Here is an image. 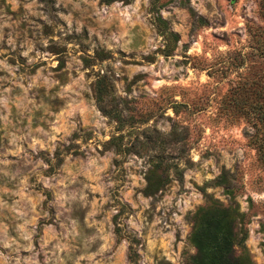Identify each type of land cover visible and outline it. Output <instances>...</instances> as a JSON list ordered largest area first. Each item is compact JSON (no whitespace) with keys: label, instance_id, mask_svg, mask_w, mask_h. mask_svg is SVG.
Returning a JSON list of instances; mask_svg holds the SVG:
<instances>
[{"label":"rangeland","instance_id":"1","mask_svg":"<svg viewBox=\"0 0 264 264\" xmlns=\"http://www.w3.org/2000/svg\"><path fill=\"white\" fill-rule=\"evenodd\" d=\"M210 197L264 264L261 0H0V264H188Z\"/></svg>","mask_w":264,"mask_h":264},{"label":"trees","instance_id":"2","mask_svg":"<svg viewBox=\"0 0 264 264\" xmlns=\"http://www.w3.org/2000/svg\"><path fill=\"white\" fill-rule=\"evenodd\" d=\"M261 5L264 6V0ZM98 99L102 102L101 97ZM157 182L159 179L149 177L146 190L153 192ZM245 216L236 205H224L211 197L192 210L188 239L195 251L188 256V264H254L244 244ZM132 264L136 262L133 260ZM157 264L172 263L160 259Z\"/></svg>","mask_w":264,"mask_h":264}]
</instances>
